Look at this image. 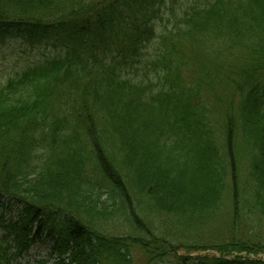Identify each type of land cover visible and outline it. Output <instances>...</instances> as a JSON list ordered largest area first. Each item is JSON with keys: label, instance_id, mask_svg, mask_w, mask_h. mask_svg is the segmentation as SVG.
Segmentation results:
<instances>
[{"label": "trees", "instance_id": "obj_1", "mask_svg": "<svg viewBox=\"0 0 264 264\" xmlns=\"http://www.w3.org/2000/svg\"><path fill=\"white\" fill-rule=\"evenodd\" d=\"M176 1L0 0L6 263L264 264V0Z\"/></svg>", "mask_w": 264, "mask_h": 264}, {"label": "rangeland", "instance_id": "obj_2", "mask_svg": "<svg viewBox=\"0 0 264 264\" xmlns=\"http://www.w3.org/2000/svg\"><path fill=\"white\" fill-rule=\"evenodd\" d=\"M206 0H179L176 5L185 6L188 3H201L205 4ZM2 38L0 40V83L4 82L6 78L14 71L19 70L26 64L40 59L45 55L51 54L53 48L51 46L40 47L38 45H30L23 41L20 35ZM14 214L11 211V215ZM10 215V214H9ZM7 215V216H9ZM50 245L48 243H38L27 254L17 260L16 264H39L38 260L46 259V264H54L52 258L47 257ZM213 254L211 251L192 253L193 256H204ZM245 256V255H243ZM264 258V254L251 255L250 258ZM166 264V263H163Z\"/></svg>", "mask_w": 264, "mask_h": 264}]
</instances>
